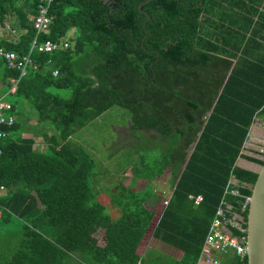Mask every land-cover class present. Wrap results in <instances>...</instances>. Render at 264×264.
<instances>
[{
	"label": "trees",
	"instance_id": "obj_1",
	"mask_svg": "<svg viewBox=\"0 0 264 264\" xmlns=\"http://www.w3.org/2000/svg\"><path fill=\"white\" fill-rule=\"evenodd\" d=\"M143 1L54 0L41 38L76 28L72 47L34 53L35 68L21 78L0 58V98H14L16 117L27 101L51 128L44 150L22 137L19 119L2 128L0 264H196L220 201L238 207L250 196L257 174L235 163L251 125L264 122V0H152L146 15ZM38 2L0 0V28L18 32L0 37V48L29 52ZM112 107L126 110L128 130L143 138L131 185L107 191L115 219L97 200L95 159L70 139ZM166 169L173 188L151 228L160 200L151 184ZM140 179L144 188L134 190ZM227 186L242 197L225 195ZM95 228L104 230L102 248ZM150 230L153 246L140 255ZM229 256L227 264H247Z\"/></svg>",
	"mask_w": 264,
	"mask_h": 264
},
{
	"label": "rangeland",
	"instance_id": "obj_2",
	"mask_svg": "<svg viewBox=\"0 0 264 264\" xmlns=\"http://www.w3.org/2000/svg\"><path fill=\"white\" fill-rule=\"evenodd\" d=\"M44 40V39H42ZM51 93L58 94L62 97H68L69 91L67 90H57L50 89ZM6 101L13 102V97H6ZM21 105H25V108L28 110V115L37 120L36 111L30 106L27 101L20 100L18 102L17 111L20 110ZM21 112L18 115V119L22 122L23 114ZM129 120V116L126 110H123L119 107H112L108 111H106L102 117L98 120H95L88 124L86 127L78 130L76 132V137L80 140V145H83L92 156L98 165L101 161V167L99 171H96V175L93 176V184L94 190L97 194V200L101 207L106 209V212L110 215L112 219H115L117 215H113L111 211V202L109 197L105 194V190L101 187H112L115 188V185L118 183H122L124 185H129L131 182L130 176V167L132 166L137 159V150L143 143V138H141L140 134L137 132H131L128 130L126 123ZM254 126H260V132L262 131V142L264 143V124L261 121L256 120ZM252 124V125H253ZM251 125V128H252ZM258 126V127H259ZM127 127V128H126ZM260 144L256 145V151L263 148L264 145ZM245 144L247 142L245 141ZM244 144V145H245ZM243 145V149H244ZM106 175L104 177V172ZM114 171H117L114 173ZM170 180V171L167 172L166 175H162L157 177L155 181L151 184L152 189L156 195H159L160 200L155 201L154 209L156 210V214L154 220L152 222V227L156 225L157 219L159 217L160 212L163 208V203L168 199L171 191L172 185L169 182ZM145 181L137 182L133 189L142 190L145 186ZM108 209V210H107ZM117 212V211H116ZM93 233V237L95 238L96 245L99 248L104 247L107 244L106 236L101 228H95ZM151 230L146 235L145 239L142 241L140 245V252L145 251L149 246H153V239Z\"/></svg>",
	"mask_w": 264,
	"mask_h": 264
},
{
	"label": "built area",
	"instance_id": "obj_3",
	"mask_svg": "<svg viewBox=\"0 0 264 264\" xmlns=\"http://www.w3.org/2000/svg\"><path fill=\"white\" fill-rule=\"evenodd\" d=\"M53 2L54 0H39L35 14L30 17L35 35L26 55L0 48V58L5 62V66L9 70L18 71L19 78L26 76L31 68H35L32 58L34 53L52 54L69 47V43L64 39L52 41L50 39L42 40L41 38L50 33L53 21L50 10ZM53 75L56 76L57 72L54 71ZM9 82L13 85L9 93H14L17 80L9 79ZM15 121L12 104L4 98H0V142L8 136L2 128H11ZM258 153L264 160V147L259 149ZM224 194L232 197H242L237 189H230L228 186ZM188 198L193 200L195 206L202 201L200 195L195 197L189 195ZM168 200L169 198L164 201L163 207L168 204ZM249 201L250 196H245L238 207L228 203L224 198L220 201L204 238L196 264H227V258L230 257V254L239 261L244 260L246 257V221L243 213L247 210ZM1 215L2 211L0 210V218Z\"/></svg>",
	"mask_w": 264,
	"mask_h": 264
},
{
	"label": "crops",
	"instance_id": "obj_4",
	"mask_svg": "<svg viewBox=\"0 0 264 264\" xmlns=\"http://www.w3.org/2000/svg\"><path fill=\"white\" fill-rule=\"evenodd\" d=\"M33 15L29 16V21H30V17H32ZM31 22V21H30ZM32 25V24H31ZM18 32L10 27L9 24H6V27L4 28H0V37L1 38H4V39H7V40H10V41H14L16 38H18ZM78 35V31L76 28H72L68 31V33L66 34V36L60 38V39H64L65 41H67L69 43V47H72L73 45V41L74 39L76 38V36ZM58 39V40H60ZM31 45V44H30ZM21 112V114H23V117H22V126L24 127V129L26 130L23 134H22V137L24 138H31L33 137L34 140H35V148H39L41 150H44L45 149V146L46 144L43 142V139H42V135L47 132L48 134L51 133V128H49L48 126L44 125V124H39L37 122V120H34L32 119L29 115H28V110L25 108V105H21L20 107V110L17 111L18 115L19 113ZM20 114V115H21ZM103 115V114H102ZM102 115L100 117H102ZM37 117V116H36ZM100 117H98L96 120H98ZM16 119H18V116L16 117ZM95 121V120H94ZM93 122V121H92ZM262 124H264V122H261ZM90 124V123H89ZM128 124V125H127ZM127 127H129L130 125V122L129 120L127 121L126 123ZM259 126V125H258ZM254 126V124L252 125V128L250 127L249 129V132H248V135H247V139H246V142L247 144L244 145V149L240 152V154L242 155L241 157H239L237 160H236V163L235 165L240 168V169H243V170H246V171H250V172H253L256 174V172L258 171L259 169V166L260 164L256 163V162H253V161H250L248 158H253V159H256L258 161H263L262 160V157L259 155L258 153V150L256 151V145H257V142L258 144H260V142H262V136H260V134H262V131L260 132V126ZM86 127V126H85ZM126 127V128H127ZM82 129V128H81ZM80 130V129H79ZM78 131V130H77ZM76 131V132H77ZM264 132V131H263ZM74 143H77L80 145V140L76 137V133L70 138ZM262 145H264V143L262 142ZM83 146V145H81ZM85 148V147H84ZM89 151V150H87ZM90 153V152H89ZM93 155V154H92ZM94 158V156H93ZM101 161L98 163L97 165V169L96 171H99L100 170V167H101ZM103 165V164H102ZM131 168V166H129ZM99 169V170H98ZM102 171V170H101ZM105 170H103L102 172H104ZM169 170L166 169L164 171V174L163 175H166L167 172ZM117 172V171H114V173ZM130 172V171H129ZM104 177L106 175V172H104ZM95 175H96V172H95ZM107 176V175H106ZM130 176H131V182L129 185H131L132 183V175L130 173ZM140 181H144V180H138L137 182H140ZM136 182V183H137ZM233 185L236 184V181L235 180H232L231 181ZM135 183V184H136ZM119 184H122V183H118L117 185ZM115 185V187L117 186ZM124 185V184H123ZM129 185H125V186H129ZM103 190H105V194L107 195V191L108 190H111L113 191V188L110 186V187H104L102 186L101 187ZM144 188V187H143ZM135 190V189H134ZM171 194V193H170ZM169 198V197H168ZM111 204V203H110ZM111 207H112V210H109L112 212V214L116 211L115 208L112 206L111 204ZM154 209V207L152 208ZM108 210V209H107ZM155 210V209H154ZM162 212V211H161ZM160 212V214H161ZM155 214H156V210H155ZM160 214H159V217H160ZM155 217V216H154ZM158 217V219H159ZM157 219V220H158ZM104 232V230H103ZM152 246H149L148 248H146L145 251H142L140 252V247L138 249V254L140 255H143L144 253H146V251L151 248ZM164 249H167V248H164ZM201 250V249H200ZM173 255L176 256V258H179L181 253L179 251H176L173 252ZM233 257V255H232ZM235 258V257H233ZM238 260V259H237ZM197 263V261H196Z\"/></svg>",
	"mask_w": 264,
	"mask_h": 264
},
{
	"label": "water",
	"instance_id": "obj_5",
	"mask_svg": "<svg viewBox=\"0 0 264 264\" xmlns=\"http://www.w3.org/2000/svg\"><path fill=\"white\" fill-rule=\"evenodd\" d=\"M151 1L141 2L137 7L138 11L145 14L141 8ZM256 174L246 215L247 264H264V160Z\"/></svg>",
	"mask_w": 264,
	"mask_h": 264
}]
</instances>
